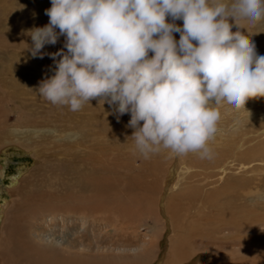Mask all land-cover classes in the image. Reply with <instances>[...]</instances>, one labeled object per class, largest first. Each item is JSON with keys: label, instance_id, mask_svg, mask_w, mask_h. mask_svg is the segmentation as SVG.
I'll return each mask as SVG.
<instances>
[{"label": "bare ground", "instance_id": "obj_1", "mask_svg": "<svg viewBox=\"0 0 264 264\" xmlns=\"http://www.w3.org/2000/svg\"><path fill=\"white\" fill-rule=\"evenodd\" d=\"M4 2L0 10L9 16L0 28L2 129L14 127L12 117L14 123H22L23 132H0V144L16 139L38 151L45 139L42 128L57 131V127L69 132L66 140L71 154L59 165L63 179L51 178L53 172L45 168L46 174L20 185L25 177L18 165L31 159L14 147L2 150L4 154L17 150L19 155L13 158L14 164L0 168V185L7 184L1 187L0 197L4 192L16 193L15 214L8 221L12 226L28 218H50L51 222L57 215L61 221L66 218L75 235L71 244L80 255L51 243L42 246L24 236L17 247L21 264H169V258L186 264L204 253L213 256L208 264H264V256L246 262L240 259L250 254L253 242L264 241V97L248 99L240 108L212 109L218 123L203 158L162 146L143 154L130 137L134 131L127 126L130 113L117 119L115 105L102 103L99 97L73 111L34 92L40 80L54 74V68L52 74L44 72L43 61L54 63L47 54L42 58L31 55L25 44L30 47L32 43L26 30L48 23L44 10L51 0ZM174 23L182 25V20ZM227 27L233 35L254 42L257 54L264 55V19L245 29L231 23ZM173 36L179 39L178 32ZM63 45L61 35L40 51L51 53ZM52 118L59 120L49 124ZM8 168L13 175L3 180ZM44 178L50 179L43 183ZM3 203L0 216L7 214ZM146 219L170 233L162 263L157 262L158 232L152 231V237L138 233ZM33 235L38 238L36 230ZM259 252L258 245L254 254ZM7 259V255L0 257V264H11Z\"/></svg>", "mask_w": 264, "mask_h": 264}, {"label": "clouds", "instance_id": "obj_2", "mask_svg": "<svg viewBox=\"0 0 264 264\" xmlns=\"http://www.w3.org/2000/svg\"><path fill=\"white\" fill-rule=\"evenodd\" d=\"M44 11L48 23L27 29L25 44L55 68L34 92L73 111L99 97L117 119L130 113L143 154L162 146L203 158L218 123L212 109L264 97V55L227 27L264 19V0H51ZM61 35L62 49L40 51Z\"/></svg>", "mask_w": 264, "mask_h": 264}, {"label": "rangeland", "instance_id": "obj_3", "mask_svg": "<svg viewBox=\"0 0 264 264\" xmlns=\"http://www.w3.org/2000/svg\"><path fill=\"white\" fill-rule=\"evenodd\" d=\"M7 2V4H10L11 0H1L0 3L2 4ZM9 1V3H8ZM0 14L2 18H0V28L5 26V22L8 18V16L2 14L0 10ZM4 18V19H3ZM3 23V24H1ZM31 24V23H30ZM35 24H31L33 26ZM66 51V50H65ZM56 52V51H54ZM47 60L43 61L44 64V72L45 73H51V69L55 68V64H50L46 62ZM54 75V74H53ZM45 105H42V108H44ZM13 118L11 117V123L13 128L3 130L2 129V123H3V116L0 115V132L3 134L11 135V134H22V123L16 122L14 123ZM56 120L52 118L49 120V124L55 123ZM57 131H54L51 127H43V135L45 136V139L39 144L37 151L36 148H34L32 145H21L20 142H17L16 139L13 141H10L8 143H2L0 144V168H2L4 165L9 166L10 164H14L13 158H16L18 154L17 150L10 149L7 154H4L2 150L9 149V147L17 148L18 151H22L25 154L27 153V157L31 159L30 163H20L18 167L22 168V174L24 173V180L21 182L20 185H24L27 180H36L46 174V170L48 169L49 172H53V176L51 178H59L63 179L65 175L61 172H59V168L63 162L67 161V159H70V144L68 140L70 139L69 132L63 129L57 128ZM48 131H51V133H47ZM33 134V132H32ZM54 138H57L58 140H55ZM60 138L65 140H60ZM69 147V150L67 148ZM159 146L157 148L155 147L154 151H158ZM45 172L43 169H45ZM29 171V173L26 175L25 172ZM24 171V172H23ZM43 171V172H42ZM11 172V174H9ZM7 174V175H6ZM3 180H7V178L11 175H13V172L7 169L6 173H3ZM50 179V178H49ZM48 178H44V182L49 180ZM3 185H0V189ZM7 184L3 187H6ZM0 192V196H1ZM10 193L9 195L6 194V192L3 193L4 197H0V204L3 203V200H8V202H4L5 204V210L7 214H2L0 216V257H3L5 255L8 256V262L11 264H21V256L19 254V251L17 249L18 246H20L19 238L26 236V238L30 239L31 241H35L39 243L42 246H46V243H51L53 246L63 247L62 249L70 250L74 254L78 255L76 252V248L71 244L72 238L74 235V230L70 227L69 222L64 218L63 221H61L60 216L57 215V218L54 219L53 222L50 221V218L47 219H33L28 218L25 221H19L16 223V226H12L8 221L12 218L11 214H15L14 205L13 202L17 196ZM13 220V219H12ZM142 224L144 227H142ZM12 227V228H10ZM164 229V230H163ZM37 231L38 238H34V231ZM143 230V231H142ZM152 231L158 232L157 236L160 235L159 240V250L160 254L157 255L158 257V263H162L166 257L167 252V237L170 234L167 229H165L162 225L158 223H154L152 219H146L142 220L141 225L139 226L138 233L140 234H147L152 237ZM165 234V235H164ZM256 233L255 237L257 238ZM259 245V253L254 254L255 249ZM111 252V250H109ZM113 252V251H112ZM117 254V252H114ZM254 254V255H253ZM103 255V254H100ZM80 256V255H78ZM264 256V241L261 242H253L252 245V251L250 254H248L247 257H241L240 259L243 261H247L249 258H256L261 260V258ZM213 256H210L209 254L202 255L200 258H190L186 264H208ZM200 259V260H199ZM259 263V262H256ZM169 264H177L175 259L169 258ZM247 264V263H246Z\"/></svg>", "mask_w": 264, "mask_h": 264}]
</instances>
